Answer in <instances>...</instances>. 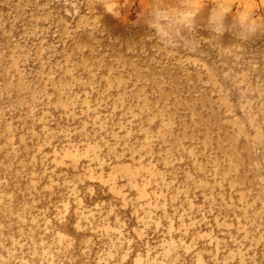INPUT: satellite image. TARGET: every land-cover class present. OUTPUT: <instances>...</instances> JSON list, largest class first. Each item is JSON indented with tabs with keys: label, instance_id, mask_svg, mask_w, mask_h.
I'll return each mask as SVG.
<instances>
[{
	"label": "clouds",
	"instance_id": "9594fccd",
	"mask_svg": "<svg viewBox=\"0 0 264 264\" xmlns=\"http://www.w3.org/2000/svg\"><path fill=\"white\" fill-rule=\"evenodd\" d=\"M0 264H264V0H0Z\"/></svg>",
	"mask_w": 264,
	"mask_h": 264
}]
</instances>
